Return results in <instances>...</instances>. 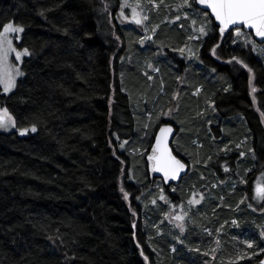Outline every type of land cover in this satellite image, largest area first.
<instances>
[{"label": "trees", "instance_id": "1", "mask_svg": "<svg viewBox=\"0 0 264 264\" xmlns=\"http://www.w3.org/2000/svg\"><path fill=\"white\" fill-rule=\"evenodd\" d=\"M158 1L160 28L144 50L140 33L118 22L121 0H0V26H23L19 44L32 53L3 101L18 127L0 132V264H233L249 249L240 235L264 220L252 190L264 169V58L233 44L232 31L222 39L214 19L200 59L178 55L187 27L161 20L174 0ZM166 122L191 170L161 185L164 199L207 195L174 251L156 226L150 200L160 190L146 162ZM237 226L246 232L233 234Z\"/></svg>", "mask_w": 264, "mask_h": 264}, {"label": "snow or ice", "instance_id": "2", "mask_svg": "<svg viewBox=\"0 0 264 264\" xmlns=\"http://www.w3.org/2000/svg\"><path fill=\"white\" fill-rule=\"evenodd\" d=\"M203 6L202 15L203 22L199 27V33L203 35H208V31L211 30L212 22L210 17H214V20L218 22L215 26L219 28L220 36L223 37L224 33L229 29L235 30V35L237 37H245V46H251L252 50L255 51L257 48V42L254 39L250 38V35L255 36L260 39L261 44H264V0H182V3L179 5L181 8L192 9L193 6ZM131 7L127 3V0L120 5L121 11L120 16L125 17L124 8ZM104 11H107V5L104 6ZM210 10V11H209ZM133 17H136V8L132 7ZM187 18V14H185ZM144 20H147L148 17H143ZM177 20L180 19L179 16L176 17ZM137 24L142 23L141 19H135ZM197 21L192 20V24L195 25ZM0 86L3 88L4 93H9L13 88L16 87L17 77L23 76L19 63H22L25 57H30L32 53L27 47L18 48L14 45L13 39L20 40L19 34L24 32L23 26H14L13 23H5L0 26ZM244 29L249 30V34L244 32ZM198 39L199 37H189V39ZM119 39V37H117ZM150 39V37H149ZM143 43V41H141ZM219 45H216L212 48V55H216V48ZM183 53L184 49H180ZM13 58L14 61L13 62ZM232 60H235L237 63L243 64L245 68L251 73L252 69L248 67L242 60H239L236 57H233ZM231 62V61H229ZM151 67V65H149ZM151 78V77H149ZM227 91V89H225ZM252 91L255 92L256 89L252 88ZM172 109H168V113H171ZM165 113L161 110L160 115ZM264 115V113H262ZM160 116L156 117L159 120ZM210 123V122H209ZM16 118L12 115L7 107L0 108V129L8 130L17 128ZM147 127V126H146ZM36 132L37 128L33 124L31 128H20V135H25L29 132ZM173 133V128L167 124L159 127L158 133L155 135V143L151 145V152L147 156V160L151 164V170L155 173H161L162 178L165 182L170 180H176L180 178L181 172H184L187 168V165L178 158L177 155L173 154L172 149L169 147L168 139ZM119 139V137H117ZM124 143H127L126 141ZM124 143L120 145L121 148L124 147ZM239 147V145H237ZM241 156L244 155L243 152L240 153ZM209 160L211 157L208 158ZM225 171H228V168L225 167ZM123 192V188H121ZM162 191V190H161ZM256 196L260 199H264V186L259 182L256 184ZM125 199L128 197V193L124 192ZM161 199H164L161 196ZM182 217H177L181 219ZM235 223V222H234ZM135 227V224H133ZM264 235V233H262ZM52 239V237H49ZM63 243V241H61ZM252 245L249 244V247ZM175 249H173L174 251ZM264 251V249H261ZM141 256L144 260H148V256L144 254L141 250ZM261 264H264V261H261Z\"/></svg>", "mask_w": 264, "mask_h": 264}, {"label": "rangeland", "instance_id": "3", "mask_svg": "<svg viewBox=\"0 0 264 264\" xmlns=\"http://www.w3.org/2000/svg\"><path fill=\"white\" fill-rule=\"evenodd\" d=\"M124 2V0H121V4ZM127 3L129 5H131V7H125L124 8V14L125 17H121L120 16V11L121 8L119 9V13L117 15V19L120 25H125L128 26L130 29L135 30L136 33H140V38H139V46L140 48L146 50L149 45L154 42L155 40V35L159 30V19H158V10H163L164 7L161 6L160 7V2L158 0H127ZM182 3V0H177L172 3L167 5L168 8V12L164 14V16L162 17V13L159 15L161 20L163 19V21H165V23L167 22L168 25H177L180 27H187V36L186 39H183L184 41L180 43V46L177 50H178V55L180 56H185L187 58H194L196 60H199L200 57L198 56L197 51L200 50L202 44L201 42L204 40V38L207 35H203L201 33H199V27L201 25V23L203 22L204 18L202 15V10L201 8H199L198 6H193L192 9L189 8H181L179 7V5ZM132 7L136 8V17L135 19H141L142 23L137 24L135 22V19L133 17V12H132ZM185 14H187V18L185 17ZM147 16L148 19L144 20L143 17ZM179 16L180 19L177 20L176 17ZM195 19L197 21V23L195 25L192 24V20ZM210 20L212 22L213 18L210 17ZM12 23V22H11ZM14 24V23H13ZM14 26H18L16 24H14ZM244 32L246 34H249V31L244 29ZM15 35H19L21 37V33L19 34H13V37ZM231 41L233 44H244L245 43V37L244 36H240L237 37L235 35V30H232L231 32ZM250 35V34H249ZM199 37L198 39L194 38V39H189V37ZM150 37V39H149ZM251 39H255L254 36L250 35ZM20 40H16L13 39V43L15 46H17L18 48H22L23 46H21L19 44ZM141 41H143V43H141ZM257 42V48L255 50V52L261 57L264 58V44H261V42L256 41ZM180 49H184L183 53H181ZM198 58V59H197ZM13 62L14 58H13ZM15 63H19V66H21L20 62H15ZM149 65H151V67H149ZM22 70V67H20ZM148 68H153V64L152 63H148ZM149 69L145 70L148 71ZM152 77V75H151ZM22 78V76L17 77L16 80V87L17 84L19 82V80ZM153 79V78H152ZM15 87V88H16ZM15 88L12 89L11 92H13L15 90ZM11 92L9 93H4L3 92V88L2 86H0V108L2 107H6L3 103L4 98L9 95ZM171 108L172 111L171 113H168V109ZM175 110V108H172L171 106L168 107L165 111H164V117L169 118L172 114V112ZM12 129H8V130H4V129H0V132H10ZM252 153H253V149H251ZM242 151H240L241 153ZM244 155L241 157H244L246 152H243ZM225 167L228 168V166L223 164V170H225ZM229 169V168H228ZM190 170H191V166H190ZM250 173V167L247 168V172L246 175ZM257 182H259L262 186H264V169L259 171L256 176L253 179V198L258 201V202H262L263 199H260L256 196V184ZM163 180L162 179H154L152 182V185L155 188H158L160 191L157 193L156 197L151 198V205L152 206H158L159 207V211H160V215H159V219L157 221V227H158V232L161 234L163 233L164 235H168V236H173L174 238L170 239V241H174L172 245V250L176 249V245L177 244H181V238L182 236L186 233L187 229H188V225L189 223H193L194 219H193V213L195 212V210L199 209L200 207H202L206 201H207V195L202 193L199 189L193 191L191 193V197L186 201V200H180L179 198L174 199V198H170V200L168 201L167 199H161V196H163V194L161 193L162 190V184H163ZM215 187V186H214ZM200 188V187H199ZM165 201H168V203H166ZM258 214L264 213V209L260 212H257ZM177 217H182L181 219H177ZM234 223V222H232ZM259 228H264V220L261 221L259 224ZM258 229L254 232H246L245 230L242 231L241 227H235L232 230L233 234H241L242 232H246L245 237H243V235H240L242 240L244 241V247L249 248L247 251L244 250V252H241L237 257L233 258V261L235 263L233 264H242L245 261L248 262L250 261V259L256 260V258L261 255L264 251H261V249H264V235H262V233H264V229L258 231ZM217 233H224L225 231L223 230V227H218L217 228ZM211 232V231H210ZM227 233V231L225 232ZM219 236L220 235H215L214 238V242L212 245L211 249H208L207 253L208 255H210V257H214L217 253H218V248L221 246V242L219 240ZM249 244H251L252 246L249 247ZM201 256H203L202 254H200ZM214 259H211V263L213 262ZM206 263V262H205ZM231 264V261L229 262ZM245 264V263H244Z\"/></svg>", "mask_w": 264, "mask_h": 264}, {"label": "water", "instance_id": "4", "mask_svg": "<svg viewBox=\"0 0 264 264\" xmlns=\"http://www.w3.org/2000/svg\"><path fill=\"white\" fill-rule=\"evenodd\" d=\"M200 8H202L203 9V6H199ZM210 11V10H209ZM213 19H214V17H212ZM216 22V21H215ZM216 23H218V22H216ZM232 30H234V29H229L228 31H226L225 33H224V36L223 37H221L222 39L225 37V36H227ZM245 30H247V31H249L248 29H245ZM255 37V36H254ZM255 39L257 40V41H259L260 42V39L259 38H257V37H255ZM251 82H252V79H251ZM251 93H252V95H254V92L253 91H251ZM255 102H256V100H254ZM262 122H263V124H264V115H262ZM164 124H167V125H169V126H171L172 128H173V133H172V135L169 137V139H168V143H169V147L172 149V151H173V154H175V155H177L176 154V152H175V150H174V141H175V139H176V137H177V128L175 127V125L173 124V123H170V122H166V123H162V124H160L159 126H158V128H157V130H156V132H155V134H154V137H155V135L158 133V131H159V127L160 126H163ZM155 143V139L153 138V141H152V144H154ZM151 144V145H152ZM150 152H151V146H150V148H149V150H148V152H147V155H146V162H147V165H148V172H149V175H150V178L152 179V180H154L155 178L157 179H162L163 180V178H162V174L161 173H155V172H152V170H151V164H150V162L147 160V156H148V154H150ZM178 156V155H177ZM178 158L179 159H181L186 165H187V168H186V170L184 171V172H181V174H180V178L179 179H176V180H170V181H168V182H165L164 180H163V182L166 184V185H168V186H170V185H179L181 182H182V180H183V178L185 177V176H187V174L189 173V171H190V164H188L184 159H182L180 156H178ZM261 261H264V256L259 260V261H257L256 263H254V264H261Z\"/></svg>", "mask_w": 264, "mask_h": 264}, {"label": "flooded vegetation", "instance_id": "5", "mask_svg": "<svg viewBox=\"0 0 264 264\" xmlns=\"http://www.w3.org/2000/svg\"><path fill=\"white\" fill-rule=\"evenodd\" d=\"M200 8V7H199ZM202 9V8H201ZM247 176L249 177L250 176V173L247 174Z\"/></svg>", "mask_w": 264, "mask_h": 264}, {"label": "bare ground", "instance_id": "6", "mask_svg": "<svg viewBox=\"0 0 264 264\" xmlns=\"http://www.w3.org/2000/svg\"><path fill=\"white\" fill-rule=\"evenodd\" d=\"M178 129V128H177ZM179 132V130H177Z\"/></svg>", "mask_w": 264, "mask_h": 264}]
</instances>
